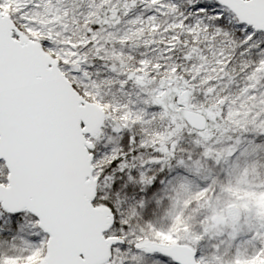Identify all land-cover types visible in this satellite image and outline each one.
Instances as JSON below:
<instances>
[{
    "label": "snow or ice",
    "instance_id": "snow-or-ice-1",
    "mask_svg": "<svg viewBox=\"0 0 264 264\" xmlns=\"http://www.w3.org/2000/svg\"><path fill=\"white\" fill-rule=\"evenodd\" d=\"M0 264H264V0H0Z\"/></svg>",
    "mask_w": 264,
    "mask_h": 264
}]
</instances>
